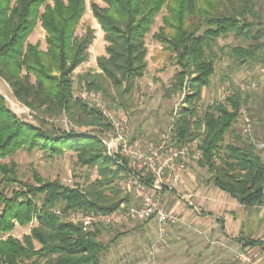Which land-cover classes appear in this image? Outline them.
<instances>
[{"label":"trees","instance_id":"trees-1","mask_svg":"<svg viewBox=\"0 0 264 264\" xmlns=\"http://www.w3.org/2000/svg\"><path fill=\"white\" fill-rule=\"evenodd\" d=\"M101 1L104 6L92 2L90 10L103 31L106 55L96 59L99 72L82 75L85 86L110 96L109 85L119 105L125 106V97L146 70V35L164 10L151 37L169 52L177 68L167 95L186 93L172 123L171 145L197 140L201 156L196 164L210 174L208 182L244 206L261 205L264 152L235 127L251 95L235 90L201 114L197 111L202 89L224 55L238 65L264 66L257 0ZM85 10V0H0V76L34 118L22 119L0 94V159L20 149H44L53 157L67 148L80 165L96 167L99 176L81 190L44 180L35 171L30 182L17 175L14 163L0 162V264H100L101 254L121 233L105 243L100 239L105 225L83 228L64 221L54 210L110 212L120 201H133L131 194L121 195L115 183L126 171V161L112 169L117 161L105 154L101 141L110 124L96 107L74 95L73 70L87 59L94 39L90 27L79 36L75 33ZM37 22L45 31L44 50L26 40ZM229 34L247 45H219L218 39ZM63 113L73 126L87 129L64 130L47 120ZM31 222L35 223L21 239L11 235L15 224ZM247 244L264 245V240Z\"/></svg>","mask_w":264,"mask_h":264},{"label":"rangeland","instance_id":"rangeland-1","mask_svg":"<svg viewBox=\"0 0 264 264\" xmlns=\"http://www.w3.org/2000/svg\"><path fill=\"white\" fill-rule=\"evenodd\" d=\"M97 3L104 6L101 0H85L86 10L83 14L78 26L76 27V35H81L86 27L94 30V39L87 48V59L81 62L73 70V88L74 95H78L83 86H85L82 75L86 73H96L100 69L97 66L96 59L100 56L106 55V41L103 38V31L101 30L96 19L92 16L90 4ZM258 18L261 22V29L263 31L262 40L264 41V0H257ZM164 10L156 17L155 23L151 27V31L146 35L145 43L147 47L146 61L147 66L144 75L138 78L132 92L125 97V106L119 105L117 92L111 86L107 85L110 96L101 93L102 100L114 108L126 111L128 115V135L130 139H137L141 145L148 143L160 144L166 143L171 145L170 131L172 123L176 117L177 110L183 104L185 90L181 93L167 95V87H169L172 76L176 72V66L172 64L169 59V52L163 49V46L157 41L153 40L151 35L158 30L161 24V16ZM27 42L38 43L39 48L44 50L45 31L40 26V23L33 27L32 31L26 38ZM219 45L242 44L247 45L240 38H234L231 34L224 38L218 39ZM264 53V52H263ZM264 55V54H263ZM264 66L262 63L251 62L243 65H238L228 56L224 55L221 60L216 62L215 73L211 76L210 84L203 87L201 98L198 102V113L201 114L207 105L214 101L223 100L233 91L239 90L241 83L255 82L254 87H246L242 95L248 93L249 98L246 105H242L241 109L250 117L252 129L251 135L254 141H264V71L261 69ZM245 92V93H244ZM0 94L5 98L7 105L22 119L34 122V118L30 110L17 101L12 95L11 88L8 82L0 76ZM250 109V110H247ZM47 120L55 122L61 129L70 130L71 128L79 131H84L87 127L73 126L67 120L63 113L58 117L47 118ZM236 129L244 137L251 140L248 134L242 132V121L240 115L235 124ZM105 133V132H104ZM252 141V140H251ZM254 143V142H253ZM105 151V147H104ZM194 148H191L190 156L185 161H179L178 165H197V158L194 157ZM116 160L112 169H115L121 157L114 155ZM124 161V160H123ZM121 161L120 163H122ZM0 162L10 164L14 163L17 169V175L22 179L34 182L33 173H38L44 180H58L64 186L70 188H78L85 190L91 183L98 179V172L96 167H87L80 165L76 160L75 152L65 148L63 153L53 157L44 149H20L5 158L0 159ZM181 162V163H180ZM120 179H115L121 189V195H129L130 192L126 186L125 172H120ZM105 193H108L105 190ZM121 202V201H120ZM35 222L26 225L15 224L11 232L13 237L21 239L24 234H28L30 228ZM131 224L140 222H129ZM121 225H105L101 227L102 233L100 239L103 242L110 241L116 234H118V227ZM136 235H129L124 238H118L115 242L101 254L100 264H168L170 262H178L182 259H174L170 257L167 252L161 253L159 256L156 250H146L139 252L140 249L133 248L129 241L133 244ZM163 246L165 242L158 241L156 245ZM21 264H31L30 262H23ZM38 264H42L41 261Z\"/></svg>","mask_w":264,"mask_h":264},{"label":"crops","instance_id":"crops-1","mask_svg":"<svg viewBox=\"0 0 264 264\" xmlns=\"http://www.w3.org/2000/svg\"><path fill=\"white\" fill-rule=\"evenodd\" d=\"M179 181L164 193L169 210L180 217L165 229L158 246L154 221L126 223L118 227L119 238L135 234L133 248L165 251L174 259L168 264H264V245L247 244L264 240V209L261 205L244 206L226 192L208 182L210 174L199 165H178ZM118 239V238H117ZM143 250L140 249L139 252ZM244 252L253 262H243Z\"/></svg>","mask_w":264,"mask_h":264},{"label":"built area","instance_id":"built-area-1","mask_svg":"<svg viewBox=\"0 0 264 264\" xmlns=\"http://www.w3.org/2000/svg\"><path fill=\"white\" fill-rule=\"evenodd\" d=\"M261 70L264 71V67ZM249 86L254 87L255 82L241 83L239 88L244 90ZM79 97L96 107L110 124V130L103 134L101 141L105 147V154L110 157L119 155L121 157L119 163L126 161V186L133 196V201L130 205L121 201L118 207L110 212L82 209L69 210L66 213L55 209L54 212L60 214L64 221L83 228L152 220L157 228V241H163L166 227L181 220L168 209L164 193L176 187L179 181L178 163L188 159L191 148H194L195 158L201 156V151L197 147L198 141L194 140L180 146L166 143L141 145L137 139L129 138L126 111L107 105L99 91L86 86L80 90ZM240 112L242 132L252 139L250 118L242 109ZM253 142L258 150L264 152L263 141ZM261 201L264 209V184L261 188ZM237 258L243 262H253L250 255L244 252L238 253Z\"/></svg>","mask_w":264,"mask_h":264}]
</instances>
